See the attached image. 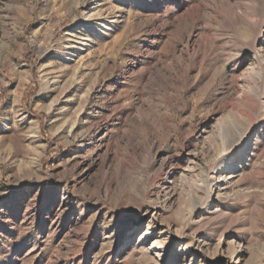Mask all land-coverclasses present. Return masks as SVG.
Listing matches in <instances>:
<instances>
[{
  "label": "rangeland",
  "instance_id": "1",
  "mask_svg": "<svg viewBox=\"0 0 264 264\" xmlns=\"http://www.w3.org/2000/svg\"><path fill=\"white\" fill-rule=\"evenodd\" d=\"M0 264H264V0H0Z\"/></svg>",
  "mask_w": 264,
  "mask_h": 264
},
{
  "label": "bare ground",
  "instance_id": "2",
  "mask_svg": "<svg viewBox=\"0 0 264 264\" xmlns=\"http://www.w3.org/2000/svg\"><path fill=\"white\" fill-rule=\"evenodd\" d=\"M153 248H154V249H157V248H158V246H153Z\"/></svg>",
  "mask_w": 264,
  "mask_h": 264
}]
</instances>
